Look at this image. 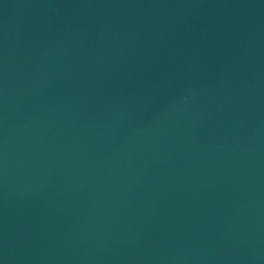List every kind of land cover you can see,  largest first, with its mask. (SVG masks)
I'll return each mask as SVG.
<instances>
[{
	"label": "water",
	"instance_id": "obj_1",
	"mask_svg": "<svg viewBox=\"0 0 264 264\" xmlns=\"http://www.w3.org/2000/svg\"><path fill=\"white\" fill-rule=\"evenodd\" d=\"M0 264H264V0H0Z\"/></svg>",
	"mask_w": 264,
	"mask_h": 264
}]
</instances>
